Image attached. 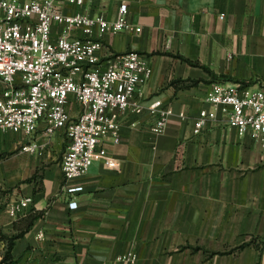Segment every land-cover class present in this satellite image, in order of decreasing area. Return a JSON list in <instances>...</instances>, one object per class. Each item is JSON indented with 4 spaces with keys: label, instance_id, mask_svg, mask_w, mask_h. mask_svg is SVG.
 Returning a JSON list of instances; mask_svg holds the SVG:
<instances>
[{
    "label": "crops",
    "instance_id": "0c3cea01",
    "mask_svg": "<svg viewBox=\"0 0 264 264\" xmlns=\"http://www.w3.org/2000/svg\"><path fill=\"white\" fill-rule=\"evenodd\" d=\"M122 2L141 30L106 34L101 63L130 50L149 59L153 73L134 95L142 109L120 115L119 142L103 139L108 158L68 181L64 130L48 137L43 123L31 136L0 129V150L12 151L6 162L0 158V264L8 238L20 232L11 264H133L123 258L132 253L135 264H209L230 234L243 256L264 264L261 212L251 220L230 210L231 194L246 190V170L259 171L250 190H264L260 143L222 112L194 131L200 111L212 109L206 96L214 82L264 86V0H92L63 9L115 18ZM157 98L174 111L160 132L149 110ZM29 140L45 144L43 153L24 150ZM71 184L84 189L72 195ZM27 196L32 202L13 217L9 206Z\"/></svg>",
    "mask_w": 264,
    "mask_h": 264
},
{
    "label": "built area",
    "instance_id": "2783aa9c",
    "mask_svg": "<svg viewBox=\"0 0 264 264\" xmlns=\"http://www.w3.org/2000/svg\"><path fill=\"white\" fill-rule=\"evenodd\" d=\"M91 1L0 0V129L31 136L43 123L48 137L64 130L69 143L61 167L67 181L85 175L96 159L108 158L103 139L120 141V115L131 107L142 109L134 95L153 73L149 59L136 50L111 53L107 64L101 63L106 34L141 27L129 21L126 2L115 18L63 9L64 3L83 6ZM206 99L212 109L200 111L194 131L222 112L240 135L260 143L264 157V86L214 82ZM73 101L79 104L76 113ZM149 110L158 116L154 129L163 131L173 109L157 98ZM44 147L35 140L22 146L40 154ZM83 189V184L66 185L72 195ZM31 202L32 197H23L8 212L15 217ZM69 205L78 203L71 200ZM123 258L137 261L134 253Z\"/></svg>",
    "mask_w": 264,
    "mask_h": 264
},
{
    "label": "rangeland",
    "instance_id": "374dc122",
    "mask_svg": "<svg viewBox=\"0 0 264 264\" xmlns=\"http://www.w3.org/2000/svg\"><path fill=\"white\" fill-rule=\"evenodd\" d=\"M66 148V144L63 145ZM12 151L1 149L0 150V158L4 160H7V157H10ZM4 162L1 163V172H4ZM259 171L257 170H246L243 174L240 175V177L245 178L246 184H245V192L242 193L240 191L236 194H231V200H230V210L237 211L235 209H238L241 211L238 215L242 214L241 216L243 219L245 218H251V220L254 218V215L256 212H261V216L264 218V190L256 191V186H253V190H250L252 188L251 180H255L258 176ZM263 172V170L261 171ZM263 178V177H262ZM255 185V184H254ZM232 187V185H231ZM249 188V189H248ZM250 190V191H249ZM234 208V209H233ZM246 214V216H245ZM240 217V216H238ZM240 219V218H239ZM218 234H215L214 237H216ZM221 236H226L225 234H219ZM218 235V236H219ZM245 236V235H243ZM231 243L228 246H225L223 248H215L211 251L210 255L214 256L213 262L209 264H261V262L258 260V262L253 261L251 255H245V253H242L241 248L237 244V239L234 238V234H230ZM248 237V236H246ZM216 238H214L215 240ZM225 258L228 259V261L225 260ZM243 261H247L244 262ZM249 261V262H248ZM198 264H204L203 262H199Z\"/></svg>",
    "mask_w": 264,
    "mask_h": 264
},
{
    "label": "trees",
    "instance_id": "16d2710c",
    "mask_svg": "<svg viewBox=\"0 0 264 264\" xmlns=\"http://www.w3.org/2000/svg\"><path fill=\"white\" fill-rule=\"evenodd\" d=\"M246 85H249V83L247 82H242ZM23 232L14 234L13 236L8 238V243H7V247L5 249L4 255H3V259L2 262H4L5 264H11L13 261V254H12V249H13V245H14V239L20 235H22Z\"/></svg>",
    "mask_w": 264,
    "mask_h": 264
}]
</instances>
